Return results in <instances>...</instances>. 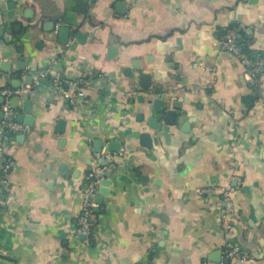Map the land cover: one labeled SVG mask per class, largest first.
Here are the masks:
<instances>
[{
  "label": "crops",
  "instance_id": "obj_1",
  "mask_svg": "<svg viewBox=\"0 0 264 264\" xmlns=\"http://www.w3.org/2000/svg\"><path fill=\"white\" fill-rule=\"evenodd\" d=\"M228 27L264 55V0H0V89L32 87L8 100L32 125L0 134V264H219L227 241L252 258L229 264H264V72L255 88L220 49ZM53 79L84 93L77 107ZM157 99L177 118L153 129ZM107 153L84 238L81 192ZM228 184L230 233L218 195L199 193Z\"/></svg>",
  "mask_w": 264,
  "mask_h": 264
},
{
  "label": "built area",
  "instance_id": "obj_2",
  "mask_svg": "<svg viewBox=\"0 0 264 264\" xmlns=\"http://www.w3.org/2000/svg\"><path fill=\"white\" fill-rule=\"evenodd\" d=\"M249 46L248 43L238 38L237 31L234 28L228 27L224 30L219 40V47L222 51L227 52L235 57L239 63L243 66L245 75L250 83L258 88L259 76L264 72V55L248 54L245 48ZM45 74L37 76L33 80V86L37 84L38 78H44ZM53 85L59 96L65 100L72 108L77 107L79 102L84 98V93L80 90H69L63 87V83L58 79H53ZM32 87L26 86L21 90L12 91L10 89H0V97L3 98L4 104L2 105L3 118L0 121V134L2 139L6 143L7 135L20 133L24 130V127L16 120V115L10 108L8 100L11 96H17L21 93H28ZM4 143L0 145V152L4 151ZM122 155V153H120ZM104 157L108 161V165L99 166L93 165L89 171L87 184L84 190L81 192V210L76 220V233L84 238H88L92 234V230L96 225V213L95 208L97 205L94 202V198L99 193V189L102 187V182L107 180V172L114 169L113 158L114 155L107 153ZM9 171L8 165H4L2 169L3 176L1 181L4 185H7V174ZM240 185V182L238 186ZM237 186V187H238ZM237 187L231 185L216 186L212 188H202L199 193L201 195H207L214 193L218 195L219 200L224 206L223 213L221 215L222 229L226 233H230L233 226L229 218L235 211V205L233 204V194ZM0 205H4V201L0 200ZM224 259L228 263H224ZM239 261L241 263L251 261L250 254L234 244L231 241L225 242L222 250V259L219 264H229L230 261Z\"/></svg>",
  "mask_w": 264,
  "mask_h": 264
},
{
  "label": "water",
  "instance_id": "obj_3",
  "mask_svg": "<svg viewBox=\"0 0 264 264\" xmlns=\"http://www.w3.org/2000/svg\"><path fill=\"white\" fill-rule=\"evenodd\" d=\"M8 7H9L10 10H13L15 8V4L13 2H11ZM60 33L63 34V37L60 40L62 42L66 41L68 39V36H69V28L68 27H64V26L63 27H60L59 30H58V34H60ZM18 69L19 70H24L25 68L22 67V68H18ZM19 75H20V73L18 74V77H19ZM32 81H33V77L28 76V78L25 80V83H26V85H31L32 84ZM141 86L144 87V88H148L149 87V85H146V87H145V85L144 86L141 85ZM22 99L25 101V104L28 105V102H29V94L22 95ZM139 101H142V103H143V98L140 97L139 98ZM2 102H3V98L0 97V103H2ZM17 102H18V98L17 97H13L10 100V102H9L11 108H14V109L17 108ZM152 105H153V108L155 110L159 111V113L155 117L149 118L148 121H149V125H150L151 128L156 129V127H157V120H163L166 124H169V125H172L173 123H175L174 120H176V118H177L176 117V114L175 113H172V112H167L166 111L167 110V107H166V105H165V103H164L163 100L157 99V100L153 101ZM26 113H27V115H29L30 114L29 110H27ZM1 116H2V113H0V117ZM21 118L22 117L19 116L18 119H17V122H21L22 123V121H25V123L28 126H31L32 125V123H31L32 117L31 118L26 117L25 120L24 119H21ZM60 124L62 125L63 123L60 122ZM140 138L143 141L145 140V141L148 142L149 135L147 133H143V134H141ZM148 146H150V145L148 144ZM119 147H120V145L118 143L111 142L110 145H109L108 150L110 152H115V151L119 150ZM98 152H101V149L98 150ZM109 182L110 181H108V180H104L102 182V184H101L102 187L99 189L98 195H96L95 198H94V202H95V204L97 206H100L101 203H102L103 197H106L107 196V187L110 184ZM224 263H228V261L226 259H224Z\"/></svg>",
  "mask_w": 264,
  "mask_h": 264
},
{
  "label": "trees",
  "instance_id": "obj_4",
  "mask_svg": "<svg viewBox=\"0 0 264 264\" xmlns=\"http://www.w3.org/2000/svg\"><path fill=\"white\" fill-rule=\"evenodd\" d=\"M245 51H246L248 54H251V53H252V51L249 50L248 46L245 48ZM252 54H255V53H252ZM256 55H258V54H256Z\"/></svg>",
  "mask_w": 264,
  "mask_h": 264
}]
</instances>
